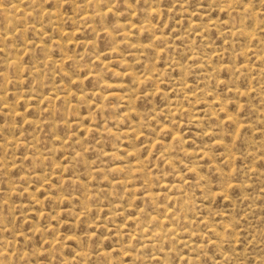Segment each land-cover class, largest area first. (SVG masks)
<instances>
[{
	"label": "rangeland",
	"instance_id": "374dc122",
	"mask_svg": "<svg viewBox=\"0 0 264 264\" xmlns=\"http://www.w3.org/2000/svg\"><path fill=\"white\" fill-rule=\"evenodd\" d=\"M0 264H264V0H0Z\"/></svg>",
	"mask_w": 264,
	"mask_h": 264
}]
</instances>
